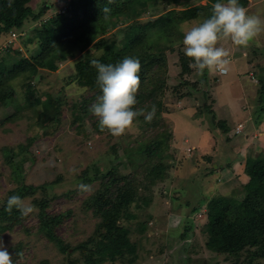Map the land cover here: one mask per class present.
<instances>
[{
    "label": "rangeland",
    "instance_id": "obj_1",
    "mask_svg": "<svg viewBox=\"0 0 264 264\" xmlns=\"http://www.w3.org/2000/svg\"><path fill=\"white\" fill-rule=\"evenodd\" d=\"M68 1L71 0H31L29 6L37 11L46 2L50 14L56 9L52 5H66ZM205 3L201 1L199 4ZM157 4L156 15L184 8L182 4L163 6L160 0ZM242 6L249 14L264 18V0H247V5ZM204 17L182 23V33ZM148 18L145 15L141 20ZM42 20L34 24L25 22L19 31L30 37L35 25H41ZM15 33L18 34L15 40L9 41L11 34H8L5 37L8 39L0 42V54L6 55L4 52L7 51L11 55L18 48L25 57L29 56L23 45L24 37L19 38L16 30ZM174 46L183 48L182 40ZM218 46L229 52L231 63L226 74L208 71L207 83H203L200 92L184 96V101L175 106L166 98L156 124H147L138 118L137 128L120 137L102 132L97 118L91 113L77 119L81 111L80 101L92 95L72 80L76 63L83 53L73 51L74 56L57 63L54 72L40 69L39 79L34 82L41 100L46 94H52L64 101L59 123L48 125L42 120L37 124L31 119L32 115L22 109L20 117L3 123L15 107L5 108L0 104V206L16 194L21 184L39 186L52 182L45 197L39 190L25 199L33 204V199L44 197L48 214L64 215L54 228V234L69 247L68 253L64 254L57 243L37 232V211L22 216L11 231L0 233V242L11 255L13 264H68L77 260L82 264L85 250L78 245L98 233L97 226L102 220L101 214H94L91 208H87L86 201L102 189L101 176L105 177L109 169L118 176L127 175V179H135L139 184L127 207L131 215L129 218L123 214L117 217L115 226L125 229L135 248L130 264H232L230 257L204 248L200 234L206 214L204 208L198 211L194 208L197 203L202 204L223 192L232 195L234 203L241 202L246 193L237 177L242 175L249 151L251 155L259 152L264 158V114L259 125L254 124L255 109L263 106L258 102V78L260 75L264 77V33L251 41L247 48H237L230 40L221 41ZM33 48L31 44L29 49ZM89 49L93 52V48ZM153 57L164 59L167 64L164 79L169 85L166 95L170 96V88L180 82L178 55L176 57L165 50L154 52ZM182 79L193 83L201 81V76L191 73ZM203 90H209L213 97L214 103L209 107L213 108L216 117L225 119L226 125L231 127L227 135H222L212 125V110L208 107L202 110L203 103L210 102L209 96L201 95ZM17 91L20 93V89ZM164 130L171 133L162 152L163 161L170 167L161 175V178L164 176L162 181L153 183L156 179L147 174L146 165H154L158 160L154 157L148 161L140 150L143 151L144 145L151 143ZM20 145L25 149H19ZM81 184L90 185V190L81 191L78 188ZM111 195L115 196L114 193ZM185 227L191 228L189 234ZM122 260H107L101 264H128L130 255L126 254ZM253 261L263 263L262 259Z\"/></svg>",
    "mask_w": 264,
    "mask_h": 264
},
{
    "label": "trees",
    "instance_id": "obj_2",
    "mask_svg": "<svg viewBox=\"0 0 264 264\" xmlns=\"http://www.w3.org/2000/svg\"><path fill=\"white\" fill-rule=\"evenodd\" d=\"M158 1L112 0V3H109L108 0H71L63 15H53L46 21L42 20L41 25H35L30 37L22 36L25 39L23 45L27 47L29 56L25 57L18 48L11 55H8L7 51L4 52L6 55L0 54V104L5 108L15 107V111L6 116L3 123L20 117L21 109L29 112L32 115L31 119L36 120L37 124L42 120L48 125L59 123L64 101L52 94H46L44 100H41V94L35 89L34 82L39 79L40 69L54 72L57 63L74 56L73 51L83 55L76 63L72 80L92 94L80 101L81 111L78 113V120L91 113V105L101 95L96 84L97 72L91 63L93 60H99L103 64H116L125 57L139 59L140 86L135 108L150 111L152 105L156 107L155 117L151 122H146L147 124H156L155 121L159 119L166 98L167 102L175 106L178 102L184 101V96H193L194 93L200 92L203 83H207L208 70L199 75L201 81L191 83L182 79L185 75L197 72L190 67L192 62L184 55L183 48H175L174 44L183 39L180 25L202 16L207 18L211 5L217 0H160L163 6L182 4L184 8L170 9L166 13L156 15ZM201 1H206L205 5L199 4ZM30 2L31 0H11L9 7V0H0V42L4 43L5 37L14 30L19 31L25 22L34 23L48 14L49 5L46 2L42 3L37 11L29 6ZM239 3L246 6L247 0H239ZM105 7L111 10L107 14V19L103 12ZM145 15L149 18L141 20ZM31 44L34 45L33 49H29ZM89 47L93 48V52ZM165 50L176 57L178 55L180 67L178 73L180 82L170 88L172 89L170 96L166 95L169 92L167 91L169 85L164 79L167 64L164 59L153 57L154 52ZM258 83H260L258 102L263 106L255 109L256 126L262 121L264 114L263 75L258 78ZM201 95L210 98V102L203 103L202 110H206L207 107L208 110H212L210 112L212 125L220 130L222 135H227L232 129L226 125L225 119L217 118L213 108L209 107V104L214 103L209 90H203ZM93 100L95 102L91 103ZM139 120L144 121V117H139ZM96 121L99 123L98 119ZM170 137V131L164 130L151 143L145 144L143 151L139 149L146 155L145 159L148 161L154 157L158 160L154 165L150 163L146 165L147 174L153 175L156 179L153 183L162 181L164 176L161 178V175L170 167L169 163L163 161L162 155L164 145ZM22 147L20 145L18 148L25 149ZM11 160L12 158L9 162ZM127 178V175L118 176L117 172L109 169L105 177L101 176L102 189L87 199V208H91L94 214H101L102 220L97 226L98 233L86 243L78 245L82 251L85 250L82 264H101L107 260L112 262L117 259L123 261L126 254L130 255L128 264L133 262L134 258L131 256L134 255L135 248L128 240L127 232L123 228L115 227L117 217L123 214L129 218L131 215L127 207L139 189L138 181ZM237 179L246 193L241 202L234 203L233 196L223 192L204 200L202 204L199 202L195 205L194 211L204 208L206 214L205 223L202 225L203 232L200 234L204 241L203 246L211 253L230 257L233 259L232 264H264V158L259 152L257 155H251L249 151L242 175ZM52 184V182L39 186L21 184L17 187L15 195L27 198L42 190L45 197L47 187ZM112 193L115 196H112ZM44 197L32 200L38 208L37 232L49 241L57 243L58 249L66 254L69 247L54 234V228L64 215L48 214L47 200ZM5 207L6 204L0 206V233L11 231L22 219L17 210L13 209L12 213L8 214ZM185 228L189 234L191 228ZM260 259L263 263L253 261ZM68 264H78V260L69 261Z\"/></svg>",
    "mask_w": 264,
    "mask_h": 264
},
{
    "label": "clouds",
    "instance_id": "obj_3",
    "mask_svg": "<svg viewBox=\"0 0 264 264\" xmlns=\"http://www.w3.org/2000/svg\"><path fill=\"white\" fill-rule=\"evenodd\" d=\"M108 2L112 3V0ZM110 11L108 7L103 9L106 19ZM48 14L42 18L43 21L52 15H63ZM17 32L20 34L19 38L25 35V32ZM261 33H264V18L249 14L239 0H226V2L217 0L211 5L210 15L207 18L194 23L183 33V52L192 62L190 67L195 69L198 75H203L205 70L226 74L231 61L229 52L224 47L218 46L220 42L230 40L237 48H247ZM91 63L97 72L96 84L101 95L91 105L90 112L98 119L102 132L107 131L113 137H120L137 128L136 122L139 117L143 116L145 122L152 121L156 113L155 105L151 106L150 111L135 108L140 86L139 59L125 57L116 64H103L99 60H93ZM78 188L81 191H89L90 185L81 184ZM13 209L21 216L38 211L34 204L30 201L26 202V199L19 195H12L7 199L5 211L11 214ZM0 264H13L12 257L2 242H0Z\"/></svg>",
    "mask_w": 264,
    "mask_h": 264
},
{
    "label": "built area",
    "instance_id": "obj_4",
    "mask_svg": "<svg viewBox=\"0 0 264 264\" xmlns=\"http://www.w3.org/2000/svg\"><path fill=\"white\" fill-rule=\"evenodd\" d=\"M60 2V1H59ZM69 2V1H68ZM52 7H56V9H55V11L53 12L52 11V13H56V14H64L65 13V10H66V7H67V3H66V5H65V3H62V4H56L55 6L54 5H52ZM46 20V19H45ZM44 20V21H45ZM16 38H18V34H16V33H11V38H10V40L9 41H11V40H15ZM8 44V43H7ZM216 74H219V75H224V74H220V73H218V72H216V71H214ZM238 129V128H237Z\"/></svg>",
    "mask_w": 264,
    "mask_h": 264
},
{
    "label": "crops",
    "instance_id": "obj_5",
    "mask_svg": "<svg viewBox=\"0 0 264 264\" xmlns=\"http://www.w3.org/2000/svg\"><path fill=\"white\" fill-rule=\"evenodd\" d=\"M238 124H241L240 122Z\"/></svg>",
    "mask_w": 264,
    "mask_h": 264
}]
</instances>
